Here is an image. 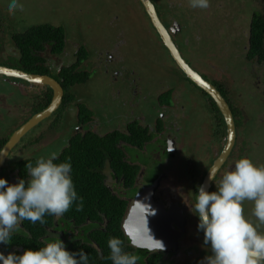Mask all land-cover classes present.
Here are the masks:
<instances>
[{
  "label": "flooded vegetation",
  "instance_id": "obj_1",
  "mask_svg": "<svg viewBox=\"0 0 264 264\" xmlns=\"http://www.w3.org/2000/svg\"><path fill=\"white\" fill-rule=\"evenodd\" d=\"M137 1L145 18L131 20L135 30L110 19V25L115 24L116 27L114 34H118L109 53L101 49L89 58V51L82 41V23H79L77 36L73 30L66 29V49L69 47L70 50L64 49L56 54L53 44H47L37 51L40 64L47 68L46 76L60 85L64 66L73 65L82 71L84 67L92 66V62L102 65L106 61L101 69L96 68L98 72L91 75L87 72L86 82L96 74L107 80L109 87L101 88L104 89L103 95L98 100H94L95 96L92 102L74 95L76 100L67 107L69 116L75 119L69 128H65L59 115L52 118L58 108H62L63 96L56 111L32 128L0 161V178L9 184L27 180V163L35 166L38 159H49L54 154L57 157L54 163L59 164L65 162L61 157L73 142L78 148L91 149L92 152L93 148L96 149V139H105L103 158L99 161L83 165L79 160L77 167L71 164V176L76 181L79 179L75 189L80 197L90 195L95 185V182L91 183L93 176L98 175L102 185L93 191L94 199L84 203L83 198L82 211H77L76 204H73L59 218L46 215L45 224L23 221L10 243L0 244V253L5 257L10 253L22 255L26 249L37 250L48 242L61 240L70 252L82 249L91 254L89 260L96 257L102 260L106 254L99 251L96 256V240L116 237L123 241L125 252L139 257L137 264H198L210 254L203 244V232L197 228L198 217L191 211L198 186H205L209 192L215 191L214 182H218L241 158H249L256 166H264V62L251 56L249 49L251 19L255 15L264 16V0H255L253 6L251 0H241V3L236 0V6L230 4L233 0H209L207 9L192 8L189 0H156L157 3L150 0L161 23L170 31L182 58L220 93L231 110L235 141L221 162L227 141L223 114L215 100L180 70ZM233 7L237 12L241 10L239 14L245 22L242 30L236 27L235 22L230 23L228 11L231 12ZM134 10L138 13L137 5H134ZM18 12L22 11L16 9L13 13L5 11V14L8 13L9 19L17 16ZM7 24L8 20L2 16L0 8V57L3 60L0 66L3 67H9L10 61L19 59L13 37L23 32L20 31L22 26L4 30L3 26ZM218 26L229 31L228 34L224 32V41L226 45L231 44L235 56L241 57L243 64L248 66L246 75L227 74L215 65L212 57L215 55L209 51L208 39ZM138 32L145 36L147 44L159 51L161 59L158 64L166 76H172L165 77L162 85H151L150 79L145 80L141 71L144 77L117 66L126 60L125 44L132 41ZM6 39L10 52L4 49ZM120 40L125 41L123 46L118 44ZM200 45L204 48L199 55L197 47ZM216 52L221 57L219 46ZM176 68L181 71L178 78ZM27 74L42 75L35 72ZM248 75L252 76L243 82L245 87L238 93L233 89L235 78L240 80ZM50 93L53 98V89L44 82L0 75V130L5 128V135L0 134V147L5 142L0 155L10 137L35 114L43 111L41 109ZM80 107H84V111ZM205 118L211 119L209 130L201 127L200 121ZM194 125L199 126L198 134H194ZM37 151L44 154L38 156ZM149 159L156 160L159 166L152 167ZM209 174L213 175L214 182L209 179ZM85 179L87 182H81ZM253 206L251 201L243 202L245 217L256 224ZM258 231L264 233V225H260ZM132 240L139 247L133 246ZM154 240L162 242L164 247L149 251L155 244ZM107 255H110V250Z\"/></svg>",
  "mask_w": 264,
  "mask_h": 264
},
{
  "label": "clouds",
  "instance_id": "obj_2",
  "mask_svg": "<svg viewBox=\"0 0 264 264\" xmlns=\"http://www.w3.org/2000/svg\"><path fill=\"white\" fill-rule=\"evenodd\" d=\"M192 8L207 9L209 0H189ZM22 5L10 0L8 10L13 13ZM57 157L40 158L25 165L28 179L15 184L0 178V244H8L23 221L45 224V216H63L73 204L83 210V198L75 189L70 161L54 163ZM214 182V177L209 174ZM215 191L198 186L191 211L198 217V231L203 232V244L210 254L198 264H264V166H256L249 158H241L226 171ZM244 201L253 202L254 224L244 215ZM78 202V203H77ZM149 230V229H148ZM127 234V232L125 233ZM152 238V237H151ZM153 239V238H152ZM153 249L159 250L162 242L154 240ZM136 245L134 240L131 241ZM109 259L112 264H137L139 257L125 252L123 241L108 240ZM0 264H89V256L66 250L63 241L48 242L37 250L26 249L22 255L0 253Z\"/></svg>",
  "mask_w": 264,
  "mask_h": 264
},
{
  "label": "rangeland",
  "instance_id": "obj_3",
  "mask_svg": "<svg viewBox=\"0 0 264 264\" xmlns=\"http://www.w3.org/2000/svg\"><path fill=\"white\" fill-rule=\"evenodd\" d=\"M154 1L157 3L156 0ZM235 1L236 0L230 1V4L236 6L237 3ZM237 1L241 3V0ZM133 2L132 0H18V3L22 5V7L17 9L22 12H18L17 16L9 19L7 18L8 13L5 14V9H8L7 6L10 3V0H0V8L4 7L1 14L6 20H8V24L3 26L4 30L9 29L12 26H22L20 31H25L30 28L31 25L50 24L56 27H63L65 32H67L66 29H69V31L73 30L74 35L77 36V29L80 26L79 23H82L80 27L82 31L81 36L84 39L82 41L89 51V58H92L95 53L97 54L99 52V50L104 49L106 53H109V49L115 46L113 41L116 40L118 33L114 34L116 27L115 24L113 26L110 25V19H113L112 21L125 28L135 30L136 26L134 22L133 24L131 23V20L145 18L144 12L139 6L138 1L133 0ZM251 2L253 6L255 0H251L250 3ZM134 5L138 6V13L134 10ZM232 11H228L230 23L235 22V24H237L236 27H239V29L242 30L241 26L245 25V22L242 20V16L240 17L239 13H241V10L237 12V9L233 7ZM244 16L246 17L245 14ZM162 19L168 26L169 23L165 20L164 15H162ZM221 30L223 32H220ZM214 31L216 32L214 33ZM214 31L209 34L210 38L208 39V45L211 47L209 51L217 56L216 47L219 46L222 57L212 56L215 65H217L222 71L225 70V73L227 74L232 75L233 73L237 76L246 75L248 73V66L243 64L241 57L235 56V51L231 44L229 43L226 45V42L224 41V32L228 34L229 31L225 30L223 26L216 27ZM124 43V40L118 42V44H121L122 46ZM203 48L202 45L197 47L199 55ZM4 49L9 52L11 50L7 39L4 42ZM67 50H70V48L68 47L66 51ZM124 50L127 52L126 60L121 61L117 65L118 67L123 68L129 73L138 72L142 77L145 76V80L149 78L151 85H162L166 81L165 77H172L166 76L165 72L162 71V67L158 64L161 59L159 51L146 43V38L141 32H138L137 36L134 37L132 41L125 44ZM1 64L3 65V60L0 57V65ZM104 64H107L106 61L102 62V65ZM102 65L92 62V66H86L82 71L90 72L91 75V73L98 72L96 68L101 69ZM140 71L144 73V76ZM180 72L181 71L178 68L175 69L176 78L181 76ZM99 76L100 75L96 76L95 74L88 82L76 85L74 95L80 96L90 102L93 101L95 96L96 99L94 98V100H98L100 96L103 95L104 89L101 88L109 87L107 80L100 79ZM251 76L252 75H248L240 80L235 78L240 84L237 81H234L233 89H236L238 93L242 92L245 87L243 82ZM262 85L264 87V83H262ZM61 112L62 114L59 117V120L62 121L63 125H66L65 128L71 127V124H73L75 119L69 116L68 108L65 111L61 110L60 113ZM1 114L7 119L4 111H2ZM52 118H56V115ZM200 124L201 127L209 130L211 119L205 118L200 121ZM193 127H195L194 134H198L197 127L199 126L194 125ZM0 134L5 135L4 127L1 128ZM30 137L31 135L27 139ZM42 151H37V155L40 156L44 154ZM160 157H162V155H160ZM148 163L155 168L159 166V163L156 160L149 159Z\"/></svg>",
  "mask_w": 264,
  "mask_h": 264
},
{
  "label": "trees",
  "instance_id": "obj_4",
  "mask_svg": "<svg viewBox=\"0 0 264 264\" xmlns=\"http://www.w3.org/2000/svg\"><path fill=\"white\" fill-rule=\"evenodd\" d=\"M13 40L17 44L18 53H19V59L10 61L11 65L9 67L11 68H19L20 70H23L26 73H40L42 75H48V71L46 70L42 64H40V57L38 55V50H42L45 45L50 44V46L53 44L54 51H56V54H60L61 52L66 49L67 44V36L60 26L56 27L50 24H42V25H35L31 26L27 30L21 32L20 34H16L13 37ZM249 49L251 50V56L257 57L259 59V62H264V16L263 15H255L251 19V31H250V38H249ZM83 60V58H82ZM6 65V63L4 64ZM60 78L63 79V82L61 83L64 92H65V99L63 102L62 108H58L56 112V116H61L62 112L65 111L70 103H73L76 99L74 96L73 88L76 85L84 84L88 80V73L86 71H78L76 67L73 65L66 67L64 66L62 69V72L60 74ZM52 93H50L47 97L45 105L42 107L41 110H44L49 103L51 102ZM81 111H84V107H80ZM38 112V111H36ZM5 143V142H4ZM2 144V146L4 145ZM106 143L105 139H96L95 141V148L92 149H80L76 146L75 142L72 143L70 148L66 150L61 159L66 161H70L71 164L74 167H77L78 161L81 160V163L83 165H86L89 162H96L99 161L101 158H103V150L102 145ZM0 147V149L2 148ZM78 151L79 152L78 154ZM89 151V152H88ZM94 156V157H93ZM74 175V174H73ZM74 185L77 184V181L73 178ZM87 182V180H82L81 182ZM95 182V185H93V189L90 190V195H85L84 203L85 201H88L90 199H94L96 195L93 194V191H97L99 188H101V182L99 180V176L95 175L93 176V179L91 180V183L93 184ZM87 203V202H86ZM51 217V216H48ZM49 222L51 219L48 220ZM110 238L102 237L96 240L97 250H96V256L98 255L99 251H102L106 255L103 257V259L95 258L93 260H89V264H112V261L108 258V240ZM88 256H91L90 253H87ZM90 254V255H89ZM93 257V256H92Z\"/></svg>",
  "mask_w": 264,
  "mask_h": 264
},
{
  "label": "water",
  "instance_id": "obj_5",
  "mask_svg": "<svg viewBox=\"0 0 264 264\" xmlns=\"http://www.w3.org/2000/svg\"><path fill=\"white\" fill-rule=\"evenodd\" d=\"M139 2L141 3L145 12L147 13L150 22L158 31L161 39L163 40L166 48L168 49L171 58L174 60V62L177 64L180 70L194 84L202 88L215 100L219 110L223 114V117L227 124V141H226L224 153L222 154L221 159L219 160L221 162L223 158H225L228 155L235 141V126H234V120L232 117L231 110L229 109L228 105L226 104L225 100L222 98L220 93H218V91H216L214 87H212L209 83H207L204 79H202L195 71H193L191 67L186 63V61L182 58L179 50L175 46L170 36V31L166 30L165 26L161 23L157 11L150 2V0H139ZM0 75L16 78V79H22L26 81H41L44 82L49 87H51L54 91V95L50 105L40 113L35 114L32 118L28 120V122H26L10 137L9 141L6 143L3 150L1 151L0 161H2L7 156L9 151L16 145V143L22 137H24L32 128H34L39 123L47 119L50 115H52L56 111L57 107L59 106L64 96V89L59 84V82L46 75L27 74L23 71L9 67H3V66H0ZM220 162L216 164L217 167ZM205 185H207V183Z\"/></svg>",
  "mask_w": 264,
  "mask_h": 264
},
{
  "label": "crops",
  "instance_id": "obj_6",
  "mask_svg": "<svg viewBox=\"0 0 264 264\" xmlns=\"http://www.w3.org/2000/svg\"><path fill=\"white\" fill-rule=\"evenodd\" d=\"M8 7V6H7ZM4 7L1 8V11L3 10ZM6 12H9V10L6 8L5 9ZM31 26H35V25H31Z\"/></svg>",
  "mask_w": 264,
  "mask_h": 264
}]
</instances>
